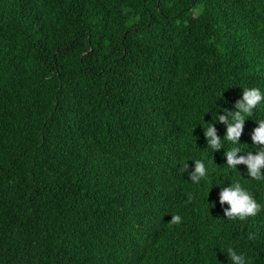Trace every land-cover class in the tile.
<instances>
[{
    "label": "trees",
    "instance_id": "obj_1",
    "mask_svg": "<svg viewBox=\"0 0 264 264\" xmlns=\"http://www.w3.org/2000/svg\"><path fill=\"white\" fill-rule=\"evenodd\" d=\"M251 88L264 0H0V264H264V179L225 157L264 147V101L238 144L217 120Z\"/></svg>",
    "mask_w": 264,
    "mask_h": 264
},
{
    "label": "clouds",
    "instance_id": "obj_2",
    "mask_svg": "<svg viewBox=\"0 0 264 264\" xmlns=\"http://www.w3.org/2000/svg\"><path fill=\"white\" fill-rule=\"evenodd\" d=\"M264 101V94L259 89L251 88L243 90L242 100L237 101L235 107V113H229L224 110V115L217 117L219 123L226 125V134L223 139H227L235 144H238L239 138L244 128V115H252L253 110ZM229 116L231 120H229ZM258 127L254 130L252 135V141L255 146H264V120L257 121ZM204 135L208 141V146L213 150L219 151L222 147V140L217 136L215 131V124H208L207 130L204 131ZM240 153L239 147L230 149L225 152L227 159V166L236 168L237 165H246L248 169V176L255 180L264 179V174L261 170L264 169V147H258L256 155H253L251 151L248 152L247 157L243 155L237 159V154ZM195 171L190 174V180L193 183H198L201 179L207 175L206 167L200 160L194 162ZM187 171V168H186ZM227 203L230 210L225 211L224 216L229 219L239 218L244 220L247 217L255 216L261 209L252 194L242 188L240 183H234L229 187L222 189L220 194V204ZM181 217L174 215L171 217V223L179 224ZM229 258L232 264H246L243 255L237 254L232 248L228 249Z\"/></svg>",
    "mask_w": 264,
    "mask_h": 264
}]
</instances>
